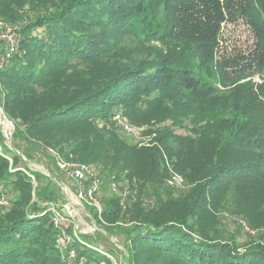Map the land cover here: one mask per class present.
Wrapping results in <instances>:
<instances>
[{
	"label": "trees",
	"instance_id": "trees-1",
	"mask_svg": "<svg viewBox=\"0 0 264 264\" xmlns=\"http://www.w3.org/2000/svg\"><path fill=\"white\" fill-rule=\"evenodd\" d=\"M239 21L252 45L227 51ZM6 28L0 109L18 153L0 130V264L122 253L56 220L55 183L22 158L34 148L100 178L101 212L87 210L127 264H264V0H0Z\"/></svg>",
	"mask_w": 264,
	"mask_h": 264
},
{
	"label": "rangeland",
	"instance_id": "rangeland-1",
	"mask_svg": "<svg viewBox=\"0 0 264 264\" xmlns=\"http://www.w3.org/2000/svg\"><path fill=\"white\" fill-rule=\"evenodd\" d=\"M222 36L225 39V43L223 47H227V51H229V49H233V47L246 50L252 45V40H253L252 34L250 33V29L248 28V26L245 23H243V21H239L235 25H228L224 27V32ZM0 130L2 132L6 146L9 147L8 143L11 144L12 134L14 132V126L9 120L6 119L1 109H0ZM142 137L143 135L140 132L138 133L130 132L126 134V138L131 142H137L141 140ZM143 140L146 141V139ZM20 145L24 147L23 143H20ZM29 153L31 156V160L24 158V161L27 162V166L29 167L30 170L40 172L46 176H48L46 172H49L52 175L53 178L51 179L55 183L54 185L56 187V191L58 195L57 205L59 208H61L62 205L65 204V202L67 201L62 193L61 186H66L67 188L70 189L71 192H73L74 182L66 179L59 165L55 164V160L51 158L49 152L42 149L34 148V149H29ZM102 189H103V195L110 194L109 188L105 187ZM59 212H62V210ZM72 213L74 215L72 216L71 221L73 222L75 229L80 233L89 234L95 237L96 239H98L97 235H95L96 232L92 230L95 220L94 219L92 220L83 211H81L80 213L79 211H77L76 208H73ZM100 229L101 231H103L105 236L115 241V244L117 242L116 247L122 252L121 255L118 257V259L114 261L115 264H127L128 262L127 253L125 251V246L123 245V239L121 237L119 238V236L117 237L110 234L102 227Z\"/></svg>",
	"mask_w": 264,
	"mask_h": 264
},
{
	"label": "built area",
	"instance_id": "built-area-1",
	"mask_svg": "<svg viewBox=\"0 0 264 264\" xmlns=\"http://www.w3.org/2000/svg\"><path fill=\"white\" fill-rule=\"evenodd\" d=\"M0 43L5 44L4 54H2L0 58V65H2L3 62H5L14 52L16 46V37L13 31L10 30V28H6L3 32L0 33ZM113 121L125 133L139 132L136 129L126 125L119 115L114 116ZM22 158L24 159V157ZM58 165L62 170V172L64 173L66 179L74 182V188H73L74 193L71 192L69 188H67L69 189L73 197L71 199H66L67 201L65 202V204L62 205L61 208H59L58 205L54 206L52 204H46L47 206H50V208L55 212L56 220L66 219L71 221L72 216L74 215L72 213L73 208H76L77 211L81 213V211L78 209L77 206L78 204H81L86 209L87 207H90L97 214H99L102 208V204L100 201L102 182L100 178H98L95 174H93V172L84 165L61 164V163H59ZM166 183L168 187L173 189L179 190L184 188L183 178L174 173L170 175ZM63 188L64 187L61 186V189ZM5 204H6L5 200H0V205H5ZM61 210L62 212H59ZM94 225L96 226V227L93 226L92 230L94 232L97 231V229H100V227L95 222ZM111 242L115 244V241H113L112 239ZM115 245H117V242Z\"/></svg>",
	"mask_w": 264,
	"mask_h": 264
},
{
	"label": "water",
	"instance_id": "water-1",
	"mask_svg": "<svg viewBox=\"0 0 264 264\" xmlns=\"http://www.w3.org/2000/svg\"><path fill=\"white\" fill-rule=\"evenodd\" d=\"M8 145H9V147H10L13 151H15L16 153H18V151L15 150V149L12 147V145H11L10 143H8ZM46 173H47V175H48L50 178H53L52 175H51L49 172H46ZM59 186H60V184H59ZM77 206H78V209H79L80 211H83L85 214H87L89 217H91L90 212H89L85 207H83L81 204H78ZM93 226L96 227L94 224H93ZM97 231L100 232V233H102V234H104L103 231H101L100 229H97Z\"/></svg>",
	"mask_w": 264,
	"mask_h": 264
},
{
	"label": "bare ground",
	"instance_id": "bare-ground-1",
	"mask_svg": "<svg viewBox=\"0 0 264 264\" xmlns=\"http://www.w3.org/2000/svg\"><path fill=\"white\" fill-rule=\"evenodd\" d=\"M64 188L62 189V193L65 196L66 199H71L73 196L71 194V192L69 191V189H67V187L63 186Z\"/></svg>",
	"mask_w": 264,
	"mask_h": 264
},
{
	"label": "crops",
	"instance_id": "crops-1",
	"mask_svg": "<svg viewBox=\"0 0 264 264\" xmlns=\"http://www.w3.org/2000/svg\"><path fill=\"white\" fill-rule=\"evenodd\" d=\"M108 238V237H107ZM110 241H111V239L110 238H108Z\"/></svg>",
	"mask_w": 264,
	"mask_h": 264
}]
</instances>
